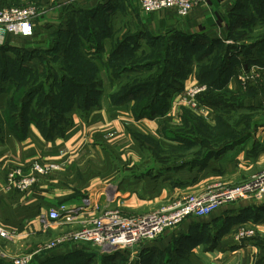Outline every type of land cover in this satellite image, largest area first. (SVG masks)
Listing matches in <instances>:
<instances>
[{"label":"crops","instance_id":"obj_1","mask_svg":"<svg viewBox=\"0 0 264 264\" xmlns=\"http://www.w3.org/2000/svg\"><path fill=\"white\" fill-rule=\"evenodd\" d=\"M54 1L50 6V2ZM41 2L47 5L44 14L48 17L51 37L40 38L41 20L37 19L34 37L39 39L33 44L34 47L55 49L58 40L53 35L57 31L70 30L75 19L84 20L89 25L96 22L99 24L103 13L106 17L104 23L110 31L105 35L102 33L105 25L99 26L100 31L96 35L98 40L91 41V45L95 48V42L99 41L103 47L104 42V57L107 58L111 52L109 49L125 42L126 48L133 49L135 60L141 54L144 55L145 50L146 62H150L147 55L160 41L168 47H175L182 45L185 38L186 43L194 44L201 54L215 41L227 46L234 44L235 41L230 39L228 24L240 0H207L183 18L173 8L145 12L133 0ZM10 3L11 0H0V8ZM113 14L122 17L115 20ZM57 21L59 25H55ZM113 21L122 27V32L118 34L117 42L110 47L107 40L114 36V31L108 26ZM17 37L19 36L0 40V58L17 50L11 41ZM199 37L204 38L203 43L197 40ZM246 43L251 44L250 41ZM234 54L230 58V69L234 67L230 71L225 69L219 76L221 85L211 88V91L201 97L203 101L210 94H225L232 101L234 99L229 103H209L205 99L206 102H203L216 111L213 118L200 117L180 102V91L199 81L198 71L204 63H209L212 58L210 54L194 63L180 91L171 96L169 111L164 115L138 117L134 110L137 100L135 96L113 102L111 94L117 85L112 82L109 70L102 64L100 107L93 109L87 116L74 114L61 135L47 138L37 124L32 122L28 123L26 133L20 136L5 124L3 130H0V223L17 229L22 235L11 240L0 239V257L8 261L16 253L36 250L41 244L40 239L47 238L54 231L44 228L46 220L43 215L60 203L75 206L101 202L121 206L128 215H139L188 193L199 194L208 189L237 184L264 170V114H261L264 112V41H258L246 50H235ZM133 60L130 58L126 61ZM6 96L7 91H0V113L5 111ZM237 109L253 110L258 115H246L237 123L232 118V125L225 124L230 122L225 120L228 112L234 113ZM188 113L192 117L190 120ZM193 117L199 124L194 122ZM204 125L207 128L226 125L231 127L234 135L221 144L204 145L207 154L202 162L178 166L177 169L162 174L151 175L146 171V164L152 157L151 153L146 152H152L158 146L163 149L178 148L183 144L180 135L182 130L200 129ZM199 144L203 145L204 140L201 139ZM38 161L55 162L61 169L50 175L40 176L38 182L25 192L10 185V170L20 168L27 173ZM108 191L114 193V198L109 201L106 197ZM244 223L254 225L257 236L238 241L234 237V230ZM68 248L66 246L52 253L54 255L61 251L63 256L71 251ZM262 250L264 251V200L256 202L241 199L222 205L210 215L190 217L179 227L149 242L142 264H180L182 260L187 264H259ZM121 255L130 259L125 252ZM45 257L47 256H39L38 264H44ZM157 259L164 262L157 263Z\"/></svg>","mask_w":264,"mask_h":264},{"label":"rangeland","instance_id":"obj_2","mask_svg":"<svg viewBox=\"0 0 264 264\" xmlns=\"http://www.w3.org/2000/svg\"><path fill=\"white\" fill-rule=\"evenodd\" d=\"M41 1L42 0H11V3L9 5H4V7L5 6H17L20 8H30V7L34 8L36 10V15L34 16V19H33L34 23L37 19H39V21L41 20L40 31L42 35H40V38L47 39L51 37V35L49 34L48 24H47L48 17L47 15L44 14L46 12L45 10L47 8V5ZM133 1L139 3L138 0H133ZM54 3L55 1L53 3L50 2V6H52ZM113 16L115 20H118L122 17V16H115L114 14ZM100 18L102 22L98 20L100 22L98 26H102V24H104L105 27L103 26L102 33L107 35L106 33H108V31L110 30L107 29V24L104 23L106 20V17L102 13L100 15ZM55 23H56L55 25H59L58 21ZM73 23L75 24H73L71 27L72 29L75 30V32L78 33L80 39H78L77 36L75 37L74 32L70 34L71 27H70V30L65 31V32L57 31L53 35V37L56 40H58V45L56 46L55 49L53 47L50 50H48L49 48L42 47V46L38 48H36V46L34 47L33 44L36 42L37 39H39L34 36L33 38L31 37L32 39L31 38L23 39V38L17 37L11 40L12 43L16 45L17 50H13V52H11L9 55L4 54L2 55L3 57L0 58L1 59L0 60V75H1L0 76V91L8 92V96L5 97L6 98L5 111H4L5 113L4 112L0 113V130H3V127L5 125L3 124L4 118L5 119L6 117L7 119L10 118L11 114L14 112L13 109L17 110L19 106H22L24 102L21 100V95L29 91L31 88L39 86L41 82L44 84L43 90H41L39 93H35L33 96L35 98V101L32 102L33 107L32 108L30 107V111L28 115L29 117L30 115L32 116L33 114L32 109L38 108V105L40 103L38 100H41L43 94L46 96L50 88L54 89L56 93L59 92L60 84L62 87H64L62 83L65 80L61 77L62 76L61 74H63V71L67 72V74L71 77L76 76L75 78L73 77L76 81L84 80L87 78L86 68L81 64L75 63L76 61L83 62L82 60L87 59L91 62L95 58V61L97 65L99 66V69H100V65L102 64L103 66H106L105 62L108 61L109 55H107V58H105L104 57L105 52L102 51L100 53L98 49H96L97 47L94 48L93 45H91L92 43H90L91 41L98 40V39H95V37L93 36L94 35L93 33H92L93 37L91 36L90 32L93 29V27L91 26L93 25H89V23H87L86 21L84 20L79 21L78 19H75ZM108 27H110L111 30L114 31L112 32L114 36L112 38H109V40H107V42L110 43V47H111V45L114 44V42H117L118 34L122 32L121 30L122 27L120 25H116L115 21H113L112 25H109ZM262 31H264V28L262 29ZM88 36L91 37L92 39H89ZM95 43L97 46L98 45L97 42ZM163 44L164 43L160 41L158 43V46L152 47L151 52L149 53V55H147V57L149 58L152 55L153 56L162 55V54L164 55L165 52L166 53L170 52V49H168L166 45H163ZM223 45L225 46L224 48L226 49L227 44L226 45L223 44ZM229 45H232V44H229ZM58 46H60V48H58ZM104 46L105 44L103 42V47ZM236 46H240V45L237 43ZM217 47H222V45H219V46L217 45ZM63 50L65 51V53H63ZM110 50L111 49H109V51ZM235 50L236 49H233V50L230 49L231 51L230 56L235 55L234 54ZM144 52H145L144 55L141 54V57H137V60H135L134 57H131L134 59L132 62H130L132 65H142V66L131 68L130 72L128 71L129 74L127 72L125 75H123V77H120L121 79L119 78V82H118L119 85L122 82L123 84L124 82H132V80L128 81L129 78H133L136 81H139V80L142 81V80H146V77H149L150 75L155 76V75L162 74L163 72L164 73L167 72L165 82L169 84L172 82L173 80L171 79L173 78L172 73H169V72H175V71L178 72L179 69L177 66L179 63L175 62L174 58H172L173 62L171 64H168L169 61H166L163 63H160V61H158V63H151L149 65V69H146V65H145L146 64V51L144 50ZM170 53H168V55ZM88 54L91 57H89ZM100 60H104V62L102 61L100 62ZM148 60H151V58H149ZM2 62H6V64L3 66L1 64ZM72 64L74 66V69L72 68ZM212 64L213 65L219 64V60L214 59V62ZM231 66H232L231 60H229L226 66V69L228 68L227 71L228 70L230 71L234 67L233 66L230 69ZM3 71L4 73L2 74ZM48 72H49V77H47ZM176 74L179 75L180 72ZM56 75H57V78H60L57 80V83L55 79ZM211 78L213 79V76H211ZM186 79L187 78L183 80V85ZM64 83L68 84L67 82H64ZM197 83H202V82L198 81ZM189 87L185 88L182 91L180 90H177V91L178 92L180 91L183 94ZM159 90H158L159 92L157 91L158 93L156 92L158 95H156L155 97L152 95L153 89H150L149 92L146 91L145 89L139 92L135 91L134 93L138 95L137 98H138L139 103H141L142 105H146V102L153 103L155 101L156 103L155 105H153V108H157L159 110L160 107L162 109L165 103L167 102V98L169 97V94H170L169 93L170 87L164 84L160 86ZM209 90L210 89L208 86V90L206 92H208ZM206 92L202 93V95L205 94ZM90 96L94 97L93 94ZM152 97H154V99H151ZM229 97L230 96L226 98L228 99ZM62 100H63V96L60 95L59 100L56 101V103H59ZM200 102L206 106H209L212 111L208 115L199 114V116L205 117L206 119L213 118L216 112L215 109L209 104L203 102L201 98H200ZM225 102L229 103V101H226V100ZM74 107H78V106L74 105L73 108ZM169 108H170V105H169ZM218 109L222 110L221 107H218ZM45 111H49L50 113L63 112V110L59 109L56 106H51L49 103L45 107ZM168 111L169 109L165 113H162L156 116L164 115ZM227 111H231V110H227ZM233 112L234 113L228 112L227 116H225L226 118L225 120L230 121V122H226L225 124L232 125V121H231L232 118L235 121L234 123H237L242 117H245L246 115L247 116H252L254 114L258 115L257 112H253V110H246V109H237ZM261 114H264V112H261ZM65 115H66L65 122H67L72 117L71 116L72 111L65 112ZM58 119L59 118H57V120ZM194 119H195L194 122L199 124V122H197V119L196 118ZM10 129L12 130L13 128H10ZM189 130L188 131L191 133H188V131L184 133L187 139L184 138L183 142H186V144L180 145L178 146V148H174L171 150L169 148L159 149L157 147H154L152 149V152H146V153H151L152 155V157H150L151 161L149 160L148 163L146 164V171H149L151 175L159 174V173L162 174V172L173 171L177 169L178 166L181 167L183 165H187L191 163L194 164V163L202 162L205 160V155L207 154V150L204 145L208 143H211V145H218L224 142L226 139H230L232 135H234V132L231 130V127H228L226 125H219V127L217 128L216 127L207 128V126L204 125L203 127L200 126V129L196 128L195 130L193 129H189ZM200 138L204 140L203 145L198 143L201 141ZM226 143H229V141H227ZM194 144H197V145H194ZM214 147L216 149V146ZM214 189H218V187L208 189V191H211ZM208 191H205L204 193ZM110 193L111 192L109 191L106 193L107 201L112 200L114 198L113 197L114 195H110ZM97 205L99 207L96 210V214L103 213L107 210H121L125 213V215H128V213H126L121 206L116 207L112 204L107 205V204H102L101 202H99ZM69 230L71 229L65 228L64 231L54 230L53 232H51V234L47 235L48 236L47 238L40 239L39 242L41 244L37 246L38 248H36V250L34 249L32 252L29 251V252L20 253V254L16 253L8 261L0 257V264H14V261L17 258H22V257H30L31 258L30 264H38V259H39V256L41 255L47 256L45 257V259L48 261L44 259V262H45L44 264H142V261L144 259L143 258L144 251L146 250V243L140 244L141 252L138 254L135 252L134 258H131V259H126V257H123V255L121 254L120 255L122 257L116 259V257L114 258V254L110 253L111 254L110 255L108 253H105L100 248L93 246L89 242L70 243V244L58 246L52 249H40L47 242L54 240L58 235H61L64 232H68ZM235 232H236V228L234 230V237H235ZM255 236H257V232H255V235L253 237ZM0 239L1 240H11V239H5L1 236H0ZM248 239H251V237L238 240V241H244ZM66 246L69 247L68 249H70L71 251H67L65 255L63 256H61V254H63L61 253V251L58 254L53 255L52 253L53 251L66 248ZM36 254H41V255H36ZM156 262L162 263L164 261L157 259ZM258 263L264 264V251L261 252ZM180 264H187V263L182 260Z\"/></svg>","mask_w":264,"mask_h":264},{"label":"built area","instance_id":"obj_3","mask_svg":"<svg viewBox=\"0 0 264 264\" xmlns=\"http://www.w3.org/2000/svg\"><path fill=\"white\" fill-rule=\"evenodd\" d=\"M143 11L158 12L173 8L182 16H188L198 5L207 0H138ZM36 10L5 6L0 8V40L19 36L31 38L35 35L33 21ZM208 90L206 83H196L180 95V102L187 105L200 115H208L212 110L200 102V95ZM60 169L55 162L41 161L32 165L27 173L20 168L10 170L8 182L20 191H28L40 176H47ZM111 192V191H109ZM110 195H114L113 192ZM109 195V196H110ZM241 199H251L256 202L264 200V170L252 174L244 181L206 193H188L174 201H166L157 209L139 215H125L121 210H107L96 214L99 207L90 202L69 206L60 203L52 206L43 215L46 220L45 229L61 230L70 228L68 232L58 235L40 249H52L70 243L89 242L105 253L125 252L129 258H134L135 252H141L140 244L155 241L167 231L179 227L190 217H200L212 214L224 204ZM257 229L244 223L236 228L235 239L252 238ZM22 234L15 228L0 223V236L13 239ZM30 257L17 258L14 264H30Z\"/></svg>","mask_w":264,"mask_h":264},{"label":"trees","instance_id":"obj_4","mask_svg":"<svg viewBox=\"0 0 264 264\" xmlns=\"http://www.w3.org/2000/svg\"><path fill=\"white\" fill-rule=\"evenodd\" d=\"M98 25L99 24L96 22L93 24V26H91L93 27V29L90 33L91 36L92 33L94 34L93 36L95 37V39H97L96 35L97 32L99 31ZM263 28H264V0H240V3L238 4L237 8L232 12L228 24L230 39H233L235 42L232 45H228L226 49L224 48L225 46L222 43L215 41L210 46V48H208L201 54L199 51L196 50L194 44L193 45L187 44L185 38L183 37H182L183 43H181L182 45L175 47H168L167 44L161 41L162 43H164L163 45H166V47L170 49L171 53L168 52L170 53L169 55L166 52L164 53V55L163 54L157 56L152 55L149 57L151 58V60H149L150 62H146L145 65H146V69H149V65L151 63H158V61H160V63L169 61L168 64H171L173 62L172 58H174L175 62L179 63L177 67L179 69L178 72H180V74L177 75L176 73L178 72L176 71L169 72L172 73V77H173L171 78L173 80L170 84L165 82L167 72L166 73L163 72L162 74L155 76L150 75L149 77H146V80H142V81L140 80L136 81L133 78H129L128 81L132 80V82H124V84L122 82L119 85L118 82L120 77H123V75H125L128 71L130 72L131 68L142 66V65H132L130 62L126 61L131 57H133L132 54L133 49L126 48L125 42L123 43L121 42L120 44H117L116 46H113L111 48L109 59L107 62H105L106 68L110 72V78L112 82H114V84L117 85L111 94V99L113 102H121L128 97L135 96L137 100L135 102L134 110L138 117L141 116L154 117L156 115L165 113L169 109V105H170L169 100L171 99L172 94L175 91L181 89L183 85V80L191 73L192 67L196 61L201 60L203 57H205V55H210V54L212 55L211 58L212 60L210 59L208 64L204 63V66H202V68L199 69L197 76L199 81H201L202 83H206L209 86V89L216 88L221 85V80L219 78L220 74L226 69L228 61L231 60L230 49L238 50L242 47L243 50H246L247 48L252 47L254 43L258 41H264V31H262ZM73 32L75 33V37L77 36L78 39H80L78 33L75 32V30L72 29L71 27L70 34H72ZM88 38L92 39L89 36ZM193 40L196 41V39L194 38ZM197 40L200 43H203L204 38L199 37L197 38ZM249 41L251 42V44L246 43ZM237 42H239L242 45L236 46ZM99 43L100 42L98 41L97 43L98 45L96 49H98V51L101 53L103 51V47ZM217 45L218 46L222 45L223 48L217 47ZM58 48H60V46H58ZM63 53H65L64 50ZM88 56L91 57L89 54ZM214 59L219 60V64L213 65L212 63L214 62ZM82 61L83 62L76 61L75 63L81 64L86 68L87 78L84 79L85 81L84 80L76 81L74 79L76 76L71 77L67 74V72L63 71L61 77L65 80L62 83L64 87H62L60 84L59 92L57 93L55 92L54 89L50 88L48 94H46V96L43 94L41 100H38L40 102L38 108L32 109L33 114L32 116L30 115L29 117L28 115H29L30 107L31 108L33 107L32 102L35 101V98L33 97L34 94L39 93L41 90H43L44 84L41 82L39 86L31 88L29 91L21 95V100L24 103L22 104V106H19L17 110L13 109L14 112L11 114V117L8 119L7 117L6 119L4 118L3 124L9 125V129L13 128L14 131L13 129L12 131L21 136L26 133V128L28 123L33 122L37 124L39 130L45 137L52 138L56 135H61L64 132L65 127L71 122L72 117L70 118L69 121L65 122V118H66L65 112L72 111L71 116H73L76 113L81 114L82 116H87L93 109L100 107L101 95H102V77L99 66L96 63L95 58L91 62L87 59ZM6 62H2L1 64L4 66ZM72 68L74 69L73 64H72ZM3 73L4 71L2 72V74ZM211 76H213V79L211 78ZM47 77H49V72ZM55 79L57 83V80L60 78H57L56 75ZM64 82H67L68 84H65ZM164 84L170 87V91H169L170 94L169 97L167 98V102L165 103L162 109L161 107L159 110L157 108H153V105H155L156 103L155 101L153 103L146 102V105H142L141 103L138 102V98H137L138 95L134 93L135 91L139 92L141 90L146 89V91L149 92L150 89H153L154 93L152 91V95L155 97L156 95H158L157 93L160 91L159 90L160 86ZM92 94L94 95V97L90 96ZM60 95L63 96V100L59 103H56V101L59 100ZM224 95L225 94H221V95L210 94L208 95V98L205 99L209 103L211 102L218 103V102H223L225 100L229 102L234 101V99L232 101L230 97L227 99L226 96ZM154 97H152L151 99H154ZM201 97L202 94L200 95V98ZM205 99H203V101H205ZM48 103L51 106L58 107L59 109L63 110V112L50 113L49 111H45V107L47 106ZM74 105H77L78 107L73 108ZM187 117L188 120L192 119L189 113L187 114ZM57 118L59 119L57 120ZM188 130L181 131L182 133H180V135L182 136L181 138L182 140L186 138L185 137L186 135L184 133L187 132ZM189 131L188 133H191ZM183 144H186V142H183ZM157 148L163 149L160 146H158ZM169 149L171 150L174 148L169 147ZM111 254H114V258L116 257V259L122 257L120 255L122 254V252H114Z\"/></svg>","mask_w":264,"mask_h":264}]
</instances>
